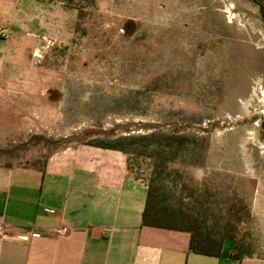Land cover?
I'll return each mask as SVG.
<instances>
[{"label":"rangeland","instance_id":"374dc122","mask_svg":"<svg viewBox=\"0 0 264 264\" xmlns=\"http://www.w3.org/2000/svg\"><path fill=\"white\" fill-rule=\"evenodd\" d=\"M42 3L26 4L0 40V166L38 168L93 139L177 135L170 195L185 208L205 186L234 199L249 245L241 261L264 264V55L245 41L264 35L258 9L250 0H95L75 30V11ZM127 158L146 180L151 159Z\"/></svg>","mask_w":264,"mask_h":264},{"label":"crops","instance_id":"0c3cea01","mask_svg":"<svg viewBox=\"0 0 264 264\" xmlns=\"http://www.w3.org/2000/svg\"><path fill=\"white\" fill-rule=\"evenodd\" d=\"M30 3L47 2L0 0V28L12 33ZM146 189L123 153L87 144L59 149L38 168L0 166V222L8 232L0 264H244L230 259L232 244L217 258L201 256L189 251L188 233L142 226ZM59 226L67 236L51 233Z\"/></svg>","mask_w":264,"mask_h":264},{"label":"trees","instance_id":"16d2710c","mask_svg":"<svg viewBox=\"0 0 264 264\" xmlns=\"http://www.w3.org/2000/svg\"><path fill=\"white\" fill-rule=\"evenodd\" d=\"M58 2L76 13L75 30L95 8V0H48ZM184 139L164 132L146 135H124L113 139H93L87 145L118 151L128 156H146L151 159V173L146 179L147 189L141 213V225L145 227L182 231L189 234L188 249L191 253L207 257H219L224 241H230V259L240 262L248 256L249 245L239 237L242 216L234 210V199L217 200L209 188L201 195L191 197V205L184 207V197L175 198L166 188L169 177L168 163L172 159V147ZM128 165V158H127ZM127 169L130 168L127 167ZM140 178V177H136ZM235 198V197H234ZM232 202L234 205H230ZM220 203V204H219ZM222 203V206L220 207ZM203 204H205L203 206ZM209 220V223H208Z\"/></svg>","mask_w":264,"mask_h":264},{"label":"flooded vegetation","instance_id":"af4514ba","mask_svg":"<svg viewBox=\"0 0 264 264\" xmlns=\"http://www.w3.org/2000/svg\"><path fill=\"white\" fill-rule=\"evenodd\" d=\"M250 2L258 9V18L257 19L253 18V20L254 21L257 20L258 23L262 25L263 33H264V0H250ZM251 35L249 34V38L245 40L246 43L249 44V47L252 50L261 52L264 55V35L260 31H258L256 34L251 31ZM259 62L260 64L262 63L264 65V58L260 59ZM261 129L264 132V122L261 126Z\"/></svg>","mask_w":264,"mask_h":264},{"label":"built area","instance_id":"2783aa9c","mask_svg":"<svg viewBox=\"0 0 264 264\" xmlns=\"http://www.w3.org/2000/svg\"><path fill=\"white\" fill-rule=\"evenodd\" d=\"M9 38V34L7 31L0 29V40H7ZM7 228L6 225L0 222V237H4L7 235ZM53 235L58 237L67 236L69 233V229L66 226H59L57 228H54L51 232ZM37 234H31V236H36ZM22 239H27V235H21Z\"/></svg>","mask_w":264,"mask_h":264}]
</instances>
